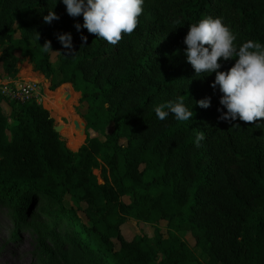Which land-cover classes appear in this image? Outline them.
Returning a JSON list of instances; mask_svg holds the SVG:
<instances>
[{
    "label": "trees",
    "instance_id": "obj_1",
    "mask_svg": "<svg viewBox=\"0 0 264 264\" xmlns=\"http://www.w3.org/2000/svg\"><path fill=\"white\" fill-rule=\"evenodd\" d=\"M51 10L59 18L45 23ZM204 17L221 18L237 47L264 45V0H144L136 28L116 45L78 32L82 16L70 17L60 0H0V71L14 77L27 58L34 71L58 77L51 89L79 94L74 136L85 122L83 143L71 149L41 103L0 93V203L15 219L36 200L57 202L54 218L73 229L80 264H191L195 248L207 264H264V118L260 125L217 119L214 73L194 75L183 54L188 25ZM63 32L71 50L56 39ZM218 62L223 71L234 63ZM206 96L209 107L194 103ZM178 101L192 108L189 120L156 118L155 106ZM66 197L84 205L88 223L63 206ZM127 218L162 220L165 233L155 226L153 240L126 239ZM46 235L51 245L40 241L42 252L64 260L63 238L55 229Z\"/></svg>",
    "mask_w": 264,
    "mask_h": 264
},
{
    "label": "clouds",
    "instance_id": "obj_2",
    "mask_svg": "<svg viewBox=\"0 0 264 264\" xmlns=\"http://www.w3.org/2000/svg\"><path fill=\"white\" fill-rule=\"evenodd\" d=\"M70 17L82 16L83 23L74 24L79 32L83 27L88 33L108 44L116 45L122 34H131L137 26V18L142 12L144 0H60ZM59 17L51 10L42 17L45 23H51ZM56 39L67 50H71V34L59 33ZM81 41L86 37L81 35ZM235 36L229 26L219 17H204L188 25L183 37L185 60L193 69L194 75L214 73L210 82L213 90H218L219 113L217 119L224 122L243 121L259 124L264 118V45L251 41L234 45ZM50 50L49 42L43 45ZM219 61L233 60L226 71ZM210 97L206 96L194 103L201 108L210 106ZM159 120L170 114L179 121L189 120L193 116L182 101L169 102L153 109ZM202 135H197L198 146Z\"/></svg>",
    "mask_w": 264,
    "mask_h": 264
},
{
    "label": "rangeland",
    "instance_id": "obj_3",
    "mask_svg": "<svg viewBox=\"0 0 264 264\" xmlns=\"http://www.w3.org/2000/svg\"><path fill=\"white\" fill-rule=\"evenodd\" d=\"M229 19L230 18L223 17L225 22H229ZM51 59L53 65L56 66L54 53L51 54ZM25 66L28 67V70L31 73H23ZM18 68L19 74H24L22 75L23 77L32 78L34 81L39 83L37 100L42 104L43 107L46 108L44 98L48 91H54V89H51V86L52 83L58 79V77H54L53 80H50L40 72H32L34 70L29 63L27 64V58L25 57L20 58ZM78 97L79 94L78 96L74 97V100H70L69 103L63 107L64 114L55 115L50 109H48L54 118V125L72 124L74 112L80 116L76 110V107H78ZM1 105L4 113L8 114L9 107L7 102L3 101ZM259 120H261V118ZM84 127L85 122L82 130L83 134L78 136L81 137V144L85 138ZM59 134L62 139L65 140L66 146L74 136L72 130L68 131V136L66 137L62 135L61 132H59ZM91 135H95V133L91 132ZM78 147L72 148L70 146L71 149L75 150ZM93 172L98 176V170H94ZM98 181H101L99 177ZM125 200L127 199L125 198ZM63 206H72L76 208L78 215L88 223L82 211V207H84L83 204L77 207L75 203H72V201L66 197L63 201ZM58 209L59 204L57 202L40 199L33 203L28 212L21 214L18 216V219H15L16 216L13 212V208L0 203V264H80V256L72 243V241L75 239L73 229L66 224L65 219L55 220L54 218L53 212ZM155 226L158 227L162 233H165V222L162 220L155 224H150L137 221L133 218H127L126 221L121 225V233L126 239H131L133 236L143 234L149 240H153ZM52 229H55L56 233L63 238L61 240L63 241L64 260L56 259L55 261L51 257H48L46 252H42L40 241H42L45 245L50 246L51 241L46 233ZM181 236L186 241L188 246L191 247L193 245V239L189 234L182 233ZM116 247H118V243H116ZM193 252L196 256V261L191 264H207L206 257L200 252L199 249L195 248L193 249ZM87 257L88 259L93 260L91 256Z\"/></svg>",
    "mask_w": 264,
    "mask_h": 264
},
{
    "label": "built area",
    "instance_id": "obj_4",
    "mask_svg": "<svg viewBox=\"0 0 264 264\" xmlns=\"http://www.w3.org/2000/svg\"><path fill=\"white\" fill-rule=\"evenodd\" d=\"M38 82L32 78H25L19 74V70L14 77L0 74V93L7 100L24 102L27 100H37Z\"/></svg>",
    "mask_w": 264,
    "mask_h": 264
},
{
    "label": "bare ground",
    "instance_id": "obj_5",
    "mask_svg": "<svg viewBox=\"0 0 264 264\" xmlns=\"http://www.w3.org/2000/svg\"><path fill=\"white\" fill-rule=\"evenodd\" d=\"M26 66L24 68L23 73L24 74L31 73L28 70V67H26ZM24 74H21V75H24ZM76 96H78L77 92H74V91L68 92L66 89H64L62 87H57L56 89H54V91H48L47 92V94L44 98V103H45L46 108L50 109L53 114L60 115V114H64L63 113V110H64L63 107L66 106V104H68L70 100H74L75 99L74 97H76ZM70 125L71 124H62L61 125L60 132L65 137L68 136V131H69ZM69 144L72 148L78 147L81 144V137L73 136L71 141H69Z\"/></svg>",
    "mask_w": 264,
    "mask_h": 264
},
{
    "label": "water",
    "instance_id": "obj_6",
    "mask_svg": "<svg viewBox=\"0 0 264 264\" xmlns=\"http://www.w3.org/2000/svg\"><path fill=\"white\" fill-rule=\"evenodd\" d=\"M53 128L55 131L60 132L61 125H54Z\"/></svg>",
    "mask_w": 264,
    "mask_h": 264
},
{
    "label": "crops",
    "instance_id": "obj_7",
    "mask_svg": "<svg viewBox=\"0 0 264 264\" xmlns=\"http://www.w3.org/2000/svg\"><path fill=\"white\" fill-rule=\"evenodd\" d=\"M29 62L27 61V64H28ZM30 64V63H29ZM31 65V64H30ZM32 72H35V71H32ZM0 74H3L1 71H0ZM72 125V124H71ZM69 130H71V127H69Z\"/></svg>",
    "mask_w": 264,
    "mask_h": 264
}]
</instances>
